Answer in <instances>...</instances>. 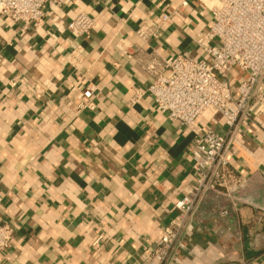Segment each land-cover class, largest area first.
I'll return each mask as SVG.
<instances>
[{"label": "crops", "instance_id": "1", "mask_svg": "<svg viewBox=\"0 0 264 264\" xmlns=\"http://www.w3.org/2000/svg\"><path fill=\"white\" fill-rule=\"evenodd\" d=\"M208 3L51 0L26 30L0 16V217L13 230L0 264H151L195 183L194 135L156 109L139 60H207L196 38L213 23ZM80 14L95 23L88 36L68 29ZM141 27L156 33L145 42ZM245 77L236 69L229 85ZM89 86L96 108L78 111ZM201 125L229 138L246 204L224 218L208 199L186 250L166 264H264V105L233 133L220 115Z\"/></svg>", "mask_w": 264, "mask_h": 264}, {"label": "built area", "instance_id": "2", "mask_svg": "<svg viewBox=\"0 0 264 264\" xmlns=\"http://www.w3.org/2000/svg\"><path fill=\"white\" fill-rule=\"evenodd\" d=\"M49 1L0 0V16L26 30L44 21ZM208 2L213 23L208 32L196 38L207 60L187 53L168 59L149 54L139 60L141 69L152 78L148 93L156 109L194 135L189 154L195 183L174 206L177 217L153 250L151 264L169 263L186 250L185 237L195 231L199 210L208 199L214 200L216 213L224 218L246 204L248 180L236 175L226 159L229 138L213 130L203 134L201 119L210 121L220 115L233 133L253 105H264V0ZM94 25L90 16L80 14L68 29L74 36L83 37L90 35ZM155 33L151 27H141L137 32L145 42ZM236 69L246 77L231 87L229 77ZM81 96L86 102L77 110H95L93 87H87ZM260 212L264 216V208ZM12 239L11 226L0 217V255L11 247Z\"/></svg>", "mask_w": 264, "mask_h": 264}]
</instances>
